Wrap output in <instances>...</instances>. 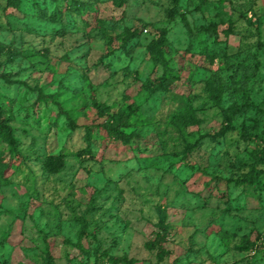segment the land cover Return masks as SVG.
<instances>
[{
    "label": "rangeland",
    "instance_id": "1",
    "mask_svg": "<svg viewBox=\"0 0 264 264\" xmlns=\"http://www.w3.org/2000/svg\"><path fill=\"white\" fill-rule=\"evenodd\" d=\"M250 10L255 25L241 16ZM162 30L179 77L136 96L162 74L148 50ZM126 31L136 34L125 39ZM213 70L223 107L253 104L224 135L205 85ZM127 94L140 107L123 143L95 126L103 117L94 104L116 110ZM0 102L23 155L0 182V264H111L98 252L105 249L155 264L146 243L157 206L172 226L158 264H264V188L232 181L235 157H247L241 124L256 120L264 145V0H0ZM184 109L199 123L179 128L174 117ZM59 153L63 168L48 171L46 157Z\"/></svg>",
    "mask_w": 264,
    "mask_h": 264
},
{
    "label": "trees",
    "instance_id": "2",
    "mask_svg": "<svg viewBox=\"0 0 264 264\" xmlns=\"http://www.w3.org/2000/svg\"><path fill=\"white\" fill-rule=\"evenodd\" d=\"M202 3L205 0H200ZM11 6L17 7L18 0H6ZM40 9V8H39ZM173 10H169L167 15L171 17ZM41 17H46V13H40ZM242 17L246 18V21L249 24L255 25V20H253L254 13L252 10L249 11L248 15L241 14ZM54 18H57L54 16ZM217 24L211 23L206 29L216 36ZM227 33H231V29L228 28ZM136 34L135 31H126L125 39L130 38ZM151 58L155 63L162 64V74L157 79L150 81L145 80L140 84V87L136 91L135 95H139L141 92L145 91L149 94L155 93L157 91H162L168 89L169 86L172 85L173 81L178 79V69L175 70L169 64V61L166 59V56L171 53V46L165 38V31L162 30L159 34L158 38L154 40L153 45L148 47ZM212 62V55L209 56V63ZM52 69L53 68H49ZM208 70V66L206 67ZM220 69V68H219ZM235 71L242 72L241 69L245 68H234ZM218 70V69H217ZM217 70L212 71V77L205 82L206 90L208 91V96L210 99L221 108L222 117L224 124L219 130V133L225 134L230 133L235 130L232 125L233 119L236 116H240L243 111L248 110L253 104L249 102L247 99L243 104H237L235 101H232L227 107H223L222 105V95H223V86L218 81L219 75ZM219 71V70H218ZM247 71H250L249 69ZM252 72L256 71V67L253 66L251 68ZM245 76H248V73L245 72ZM52 94H49L51 96ZM40 96V93H39ZM130 95L124 96V103L121 104L116 110L106 106L104 104L95 103L94 106L99 111L100 117H103V120L96 124V127L102 128L106 135L110 137V139L118 140L123 143L130 142L133 131L127 132L125 129L130 125V119L133 115L137 114L139 111V104L131 99ZM130 100V101H128ZM59 111L65 112L60 106ZM174 121L179 128L188 127L191 125H195L199 123V120L195 117V114L189 109H184L177 113L174 117ZM12 120V115H7L6 108L0 102V182L7 183L9 181V177L14 172L20 169V166L23 162V155L20 152L21 141L15 134V129L11 126L10 122ZM70 125L73 126V123L69 121ZM257 121L254 120L251 125L241 124V128L236 134L239 136L240 142L244 143V147L241 152H246L247 157L242 158L240 156H236L234 160V166L239 171V174L232 178V181L235 185H249V187L254 188L255 190H260L264 188V182H259L256 177L262 175L263 170L260 168L261 165H264V145H259L257 143ZM93 125L86 126V137L89 143ZM135 136H137L135 134ZM255 144L253 148H249L251 144ZM191 145H187V149H191ZM86 152H89V147L86 149ZM45 168L50 172H58L63 166V156L61 153L57 155H49L46 157L44 162ZM9 173V174H8ZM92 198L94 196L91 194ZM92 207H87L85 212L91 211ZM158 214V221L156 223V231L153 239L146 243V246L149 249L156 250V263L158 264L163 258L168 254V251L165 249L164 243L167 241L172 226L167 221V212L164 208L157 206L156 208ZM82 221H84L82 228L80 229L79 235L82 236L84 227H85V216L81 217ZM95 237V235H93ZM244 242H248V238H244ZM251 248L255 247V243L250 244ZM246 248V247H245ZM249 248V247H247ZM246 248V249H247ZM98 251L99 248H96ZM102 258H107L111 264H130L133 262L132 259H127L126 256H115L109 254V250L105 249L103 251H98Z\"/></svg>",
    "mask_w": 264,
    "mask_h": 264
}]
</instances>
